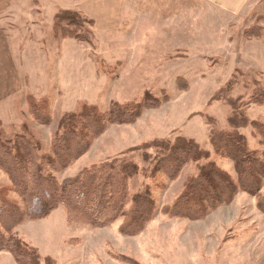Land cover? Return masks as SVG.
Here are the masks:
<instances>
[{"label":"rangeland","instance_id":"374dc122","mask_svg":"<svg viewBox=\"0 0 264 264\" xmlns=\"http://www.w3.org/2000/svg\"><path fill=\"white\" fill-rule=\"evenodd\" d=\"M133 1L139 14L124 5L119 26L109 31L93 21L81 27L62 21V30H53L56 11L50 17V9L36 0H14L13 19L0 11V50H9L0 52V63L9 65L0 69V138L23 136L46 154L60 118L81 103L107 110L144 97L160 104L132 124L107 126L76 162L62 171L47 169L46 175L65 181L153 139L177 136L192 139L210 158L189 162L176 179L154 187L158 208L137 236L119 232L122 218L103 228L68 225L58 208L47 219L23 221L17 230L21 246L34 250L39 264H264V215L247 194L238 193L203 220L168 218L163 211L200 165L212 159L232 168L229 160L213 157L209 129L228 130L232 122L248 148L264 153L258 135L264 133V104H246L257 86L264 88V0L235 18L206 0ZM70 31L85 41L62 42ZM231 104L237 109L233 117ZM143 181L133 177L131 193ZM10 187L0 170V194ZM7 199L18 201L14 194ZM5 254L9 260L0 258V264H18Z\"/></svg>","mask_w":264,"mask_h":264},{"label":"trees","instance_id":"16d2710c","mask_svg":"<svg viewBox=\"0 0 264 264\" xmlns=\"http://www.w3.org/2000/svg\"><path fill=\"white\" fill-rule=\"evenodd\" d=\"M62 21L68 26L70 23L79 27L83 23L92 25L91 19L70 8L54 13L53 30H62ZM61 37L85 41L76 31L66 32ZM263 95L264 88L257 86L246 104L263 105ZM43 102L48 103V100ZM159 104L158 99L142 97L101 110L95 104L83 102L60 118L47 156L40 154L37 143L23 136L1 137L0 170L7 175L11 187L4 195L0 194V252L10 253L18 264H39L40 257L34 250L22 248L17 230L24 220L47 219L58 208L63 210L68 225L78 223L103 228L122 218L124 222L119 225V232L125 236L139 235L158 208L154 187L158 190L165 183L162 179H176L189 162L209 160L208 150L183 136L172 140L153 139L85 167L65 181L48 177L46 171L66 169L89 150L93 140L105 132L107 126L132 124L143 110ZM231 107L232 117L236 116L237 109L232 104ZM36 119L38 121V117ZM229 125L228 130L209 129L207 139L213 157L229 160L233 172H227L212 159L200 165L197 174L184 185L183 192L162 207L165 216L203 220L217 208L229 205L238 193L250 196L255 208L264 215V153L248 148L240 127L232 122ZM260 128L264 129V123H260ZM258 132L259 147L263 148L264 133ZM136 175L142 177L143 185L138 192L131 193L129 181ZM9 194H14L18 201H9Z\"/></svg>","mask_w":264,"mask_h":264},{"label":"crops","instance_id":"0c3cea01","mask_svg":"<svg viewBox=\"0 0 264 264\" xmlns=\"http://www.w3.org/2000/svg\"><path fill=\"white\" fill-rule=\"evenodd\" d=\"M20 1L22 2L23 0ZM206 1L210 6L213 7V10L218 11L221 14H226L231 18L240 17L241 14L246 11V8H249L250 6L252 7L259 2V0H206ZM13 4H14V0H0V11L6 10L7 12H9L11 15L10 17L11 19H13V16L16 15V9L13 6ZM36 4L47 6L50 9L49 10L50 17L53 15L55 11L59 10V8L77 9L85 17L91 19L93 23H95L98 29L101 30L105 29L107 31L116 29L119 26L120 18L122 15V9L124 5H128V9L133 11V14L135 15L139 14V11L137 10L138 5L136 1L133 0L132 2L130 0H36ZM46 29H48V27H46ZM2 38L5 37L2 36ZM62 42H66L69 45L67 39L65 40L63 39ZM3 45H5V43ZM8 51L6 49L5 52L2 48L0 50L2 54H6L8 53ZM6 68H9L8 61L0 63V69H6ZM96 70L97 69H95V75L98 76ZM222 168L225 169L224 167ZM225 170L229 173H232L233 167L230 169L227 168ZM5 253L6 252H0V258L9 260L8 255H6Z\"/></svg>","mask_w":264,"mask_h":264}]
</instances>
